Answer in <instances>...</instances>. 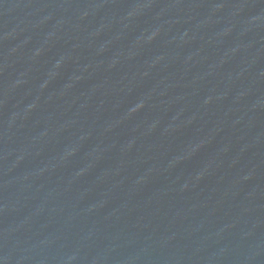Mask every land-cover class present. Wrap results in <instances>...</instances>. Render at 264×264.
Returning a JSON list of instances; mask_svg holds the SVG:
<instances>
[{
	"label": "water",
	"instance_id": "obj_1",
	"mask_svg": "<svg viewBox=\"0 0 264 264\" xmlns=\"http://www.w3.org/2000/svg\"><path fill=\"white\" fill-rule=\"evenodd\" d=\"M0 264H264V0H0Z\"/></svg>",
	"mask_w": 264,
	"mask_h": 264
}]
</instances>
